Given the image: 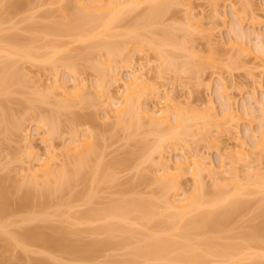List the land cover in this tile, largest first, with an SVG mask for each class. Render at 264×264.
<instances>
[{
  "label": "bare ground",
  "instance_id": "bare-ground-1",
  "mask_svg": "<svg viewBox=\"0 0 264 264\" xmlns=\"http://www.w3.org/2000/svg\"><path fill=\"white\" fill-rule=\"evenodd\" d=\"M58 1L62 5V11L71 10L69 9L71 7V0ZM76 1L77 5H75L74 9L72 8L73 11L71 10V13L65 18L55 20L51 23L35 22L32 24V27L43 34L44 38L47 36H61L69 37L70 42H86L92 40V44L86 49L69 50L68 48L62 47L65 42L62 44L63 42L57 39H47L45 41H43V39L41 40L43 43H40L42 45L36 48L33 43L41 42L38 37L27 40L19 34L8 33L6 35H1L0 94L4 93L11 95L16 92L15 90L17 88L24 86L25 74L21 72L19 66L20 60H38L39 62H44L43 64H49L52 72H57L63 67L65 70L73 72L74 75L77 76L79 74L81 76L82 70L80 69L79 60H84L85 62L90 61L89 63H91L94 57V49L104 50L106 58L102 62H99L105 70H109L111 81L117 85V87H115V92H110L105 88L106 81L103 79L104 77H102V79L98 78L96 80L98 82L96 85H89L86 78H83L84 80L82 81H77L78 78H76L71 85L57 78L51 86H48L51 92L48 91L49 93H46L52 95L55 91L60 95V99H57L56 102L58 109L74 107L82 102L86 103L92 100L94 95L104 98L103 101L105 102V107H107L105 114L106 118L108 117L109 120L111 117L115 118L113 124L117 131L131 130V134L137 135L141 128L149 123L155 127H153V134L155 135L154 140L149 141L147 138H141L138 140L135 149L125 157L115 158V160L111 162H106L100 148L101 145L92 132H87L88 134L79 136L72 127V133L75 138L71 143L65 144L62 147L55 146L54 140L56 136H59L61 133L60 112H38L36 113L37 115L29 114L23 119L17 120V118L14 119L13 116L9 114L8 107L12 100L9 98L5 101L0 100V133L3 132L8 135L11 133L12 129L20 132L24 131V140L28 141L30 134L26 135L27 129H25V122L35 120L39 127L45 128L43 139L49 141L50 145H48V147H52L45 153L40 154L30 143L26 142L28 145L25 148V154L29 158V161L30 158L33 159H31L32 161H36L35 165L33 162V166L28 164L29 166L22 169L26 174L25 177L27 176L28 179L23 185H26L27 182V186L29 185V188L26 187V189H28L24 190V192L22 189V192L25 193L22 194V198L24 197L25 201L27 200L26 204H29L28 202L33 198L37 199V203L39 201L40 206L49 205V203L56 198V195L67 192L69 195L68 201L66 200L67 198L64 199L62 197V202L58 203L52 216L68 215V218L70 217V219L74 220V223L79 224L100 223V225L97 224L99 226H95L93 232L97 235L105 233L108 235L105 240L99 238L94 239L93 242H90L87 246H83L74 245L70 240L64 238L65 236L62 237L64 239L62 241L61 237L56 238L52 233L48 231H46L47 233L44 232L45 229H42L43 227L41 226L27 228L21 232L7 230L6 227L8 225L6 224L7 221L4 219L5 216H3V214L5 213L4 209L8 206V200H10L8 198L10 195L7 188L4 189L5 186L7 187V181L4 182L5 178H3L4 180L1 178L0 238L5 234L8 236V239H4V241H9L10 238V241H14L16 245L21 246L22 249H25L26 245L28 246V241L33 240L51 250H57L64 254H71L72 256L78 255L81 256L80 258H82V256L86 258L87 256L88 258L89 256H93L90 249L94 246H109L112 248L129 247V236H133L132 233L136 231L140 239L132 246L128 253L127 260H125L126 264H129L130 261L131 263L139 261L141 264H152L156 262L160 264H163L161 262L165 264H239L242 260H251L248 264H256L255 262H257L258 258L264 256V251L262 253L251 251L252 247L264 248L259 244V235L262 233L261 231L264 230L261 224H255L251 232L244 234L245 240L239 243H220L208 233L222 226L227 219L230 220V218H233L238 212L248 206L249 202L247 200L239 198L241 196L243 197L245 192L246 195L253 194L255 191L262 192L264 196V174L260 173L255 167L252 168V166H249L248 170L251 169V172L249 171V173H247L248 175L246 176L245 182H241L239 181L241 180L239 179L240 175L237 176L239 172L237 173V170L235 171L234 169V173L233 170H231L233 175H231V173L229 174L233 176L232 178L234 181L232 178H230L231 181H228L234 182V188L229 189L227 187L231 183L226 187L229 183L226 180L228 177H225V174L229 172L227 169L224 171L221 170L220 172L212 168H207L204 157L196 149L193 154L189 155V153H186V150H188L186 147H190L191 139L195 138L202 140L204 138L203 140L206 139L207 142V138H212L210 136L216 131H220V133L231 131L230 133H232L238 127H236V125H239L241 117L236 107L237 101H235V98H233L234 96L229 92V82L225 81V77H221L220 75L221 78L219 77V79L222 85L219 84V90L222 92L220 91L221 94L219 95L220 98L222 97L224 99L222 103L224 106L222 107V112L220 111L221 113H219L215 111L216 106L212 104L213 102L211 103V101H213L212 99H210L211 101L208 103V106L205 107L194 106V104L191 106V103L187 104L188 102L186 101L185 103L187 106H183L182 104L184 103L178 100L175 101L176 98L170 97L169 94L164 95V97L161 96L160 87L154 86L150 88L145 74L139 72L141 69L138 71L131 68L133 71L129 73L127 77H123L118 71L120 70V66L113 65L115 61L123 58L127 53H130L131 44L135 42V44L139 46L136 49L140 51V53L144 48L147 50L152 49L157 52L156 54L159 55L158 57L160 59L161 66L159 68L161 72L164 71L163 69L176 72L180 70L184 72L189 71L190 74H193L195 71L194 74L197 72L199 76V72H202L203 69L199 68L201 71L198 70V66L195 67L196 69L193 68L189 61H182L179 63V55L175 54L182 49V51L185 50V52H187L186 50H192L188 55L195 56V43H191L190 39L188 41L190 46L188 43L186 45V42H181L176 36L177 34L172 32L170 26H168L170 29L167 28L168 24L165 25L166 17L172 9L180 3V0ZM0 3L1 5L4 4L3 6H6L8 11L20 5H17L18 0H12V2L11 0H0ZM144 3H146L148 7L146 11H143V14L137 16V19L135 18V21L133 20L130 24L129 21L125 22L126 13L140 7ZM8 13H10V11ZM188 14L190 15H188L189 23L192 22L190 24L188 23V26L190 29H196L195 27L197 26L198 29V25L203 23L199 21L198 17V21L195 20V15L193 17L191 16L193 12L191 14V11L188 10ZM48 15H51V13H48ZM3 17L5 18V16L0 17V25L6 21ZM194 20L198 22V25H194ZM122 27L124 28L121 30L120 28ZM202 28H204L203 25ZM197 29L194 30V32L197 31ZM210 30L211 28L208 29L209 38L206 37L209 41L214 38L213 36L215 35L212 32L213 30L215 31L216 28ZM208 31L205 29V32L203 31L205 34H202L205 36L208 34ZM252 34L248 33L247 37V34L242 32L236 35L235 38L233 37L234 39L230 38L229 47H225V49L227 48L230 50V48H236V50L239 51L238 54L251 56V61H254L253 63L255 64L253 68H251L252 70L249 73V77L254 85H262V79L264 77V34L255 33L253 34V39H251L250 36ZM215 41L216 39L214 38L212 43ZM218 42L219 40H217L216 43ZM221 42L223 45V41ZM43 48H47V50L40 51V49ZM171 50L173 51L171 52ZM130 54L129 62H132L134 61V52ZM129 66L127 67L130 68ZM161 67H163V69H161ZM143 68L144 67H142V72ZM209 83H207L208 88L212 87L211 83ZM148 89H151L149 95H147ZM41 94L45 98L42 99L41 95H39L41 97L40 100L42 99L46 102L47 95L43 92ZM88 95H92V97ZM150 95L156 98V102L158 99V102H155L156 105H152L154 107L143 101L145 96L148 97ZM33 109L34 112H37L40 108L34 106ZM245 109L247 114L251 117L249 120L250 124H253L255 117L254 109H249L247 106ZM261 110L264 118V106ZM72 115L73 121L80 123L92 122L94 117L89 116V118L87 116L84 118L75 112L72 113ZM261 127L263 128V126ZM263 129L261 133L258 134V138L255 135L257 141H254L256 139L253 140L254 146H252V148L247 147L248 142H242L240 147L241 150L236 152L239 159L252 158L254 160L256 158L255 161H257L259 160L257 157H260V159L264 158ZM153 130L151 132H153ZM181 146H185L184 148H180V150H185L184 152L182 151L185 153V160H178V162H174L175 165H173L171 164L173 162L169 152ZM232 153L230 154L235 157V153L234 155ZM134 156L142 158V160L144 159L146 162L154 161V163H158L157 169L154 170L155 176L149 178V180H153V182L157 180L158 183L161 184L163 193L159 198L129 199V197H122L118 200H112L107 204L103 203L87 210L73 211L74 207L77 206V204L75 206L73 205L75 204L74 202L81 199L83 194V189L79 187L80 185L84 186L87 181L92 183L86 197L88 201H90L97 192L96 183L99 181H113V179H116L117 171L122 170L124 167H129ZM155 156L157 157L156 161ZM184 168L185 171L187 170L186 172H190L193 178L194 189L189 195L183 194V198H175L174 201H172L168 197L169 190L177 191L179 189L177 180L178 175L174 172L175 170H184ZM204 169L208 170L211 180L217 187V191L211 193L212 196H209L208 187L201 174ZM226 170L228 172H226ZM140 177H142L141 174H139V178ZM40 179L42 180L41 182ZM145 179L147 178H143L142 180ZM221 184L225 187L221 186ZM218 185H220L222 189L219 188ZM18 189L21 190V188ZM26 204L24 202V206ZM162 207H165L169 212L165 219H157L164 215V212L161 211ZM40 214H43V212L37 214L36 212H32L29 216H26L27 218L25 220L23 219V221L26 223L34 222L35 220L38 221ZM47 217H51V215H47ZM138 221L145 222L143 225L146 227L147 231L129 229V224H136ZM149 223L153 227H150ZM180 223H182V225H179ZM145 224L149 225L146 226ZM154 227L157 228V230L159 229V231H153ZM65 229L66 228H63L62 231H65ZM168 231H172V233H168ZM116 233V236L119 235L120 238L116 239ZM88 253H91L92 256ZM129 254L132 259L129 258ZM33 259L30 260L33 264H48L46 259Z\"/></svg>",
  "mask_w": 264,
  "mask_h": 264
},
{
  "label": "rangeland",
  "instance_id": "rangeland-1",
  "mask_svg": "<svg viewBox=\"0 0 264 264\" xmlns=\"http://www.w3.org/2000/svg\"><path fill=\"white\" fill-rule=\"evenodd\" d=\"M3 5H1L0 3V17L5 16V18H3L6 21L2 23V25H0V36L4 34L6 35L8 33H13L19 34L27 40H30L33 37H38L39 41L43 39V41L47 39H57L60 42H63L62 44H64L65 42L62 47L68 48L69 50L86 49L89 45L92 44V40H88L86 42H70L69 37L47 36L46 38H44L43 34L39 33L36 28L32 27V24L35 22L51 23L55 20H61L65 18L68 14L71 13V10L73 11L75 5H77L76 0H71V7L69 8L71 10L69 11H62V5L58 0H18V6L14 8L12 7L13 9L9 10L10 13H8V8ZM146 8H148L147 4L144 3L140 7L130 11L129 13H126L125 22L129 21L130 24L131 22H133V20L135 21V18L143 14V11H146ZM188 10L191 11V14L193 12L191 16L193 17L195 15V20H197L198 17L199 21L203 23L198 25V20H194V25L197 24L199 29L198 30L197 26L195 25V28L197 29V31L195 32L194 30L196 29H190V27L188 26V15L190 14H188ZM48 13H51V15H48ZM166 18L167 19L165 21V25L168 24L167 28H169L168 26L172 28V32L177 34L176 36L181 42H186L185 44L187 45L188 43V45L190 46V43L188 41L191 39V43H195V51L193 49V51L196 52L195 56L188 55V53L192 52V50H186L187 52H185V50L182 51V49L179 52L176 51L177 53L175 54L179 55V63L182 61H189L193 68L198 66V70H200L199 68L203 69L202 72H199L200 74L202 73L201 76L200 74L198 76L197 72V75L194 74L195 71L193 74H190L189 71L184 72L180 70L176 72L168 69H163V67H161V69H163L164 71L161 72L159 68L161 66L160 59L158 57L159 55L156 54L157 52L152 49L147 50L143 47L144 49L140 53V51L136 49L139 46H137L135 42H132L130 51V53L134 52V61L129 62V56L131 54L127 53V55H125L123 58L115 61L113 65L120 66V70L118 71L123 77H127L128 74L133 71L132 69L138 71L141 69L139 72L145 74L150 88L154 86L160 87L159 89L161 90V96L164 97V95L169 94L170 97L172 96L174 99L176 98L175 101L178 100L184 103H181L183 106H187L185 103L186 101L188 102L187 104L191 103V106H193L194 104V106L205 107L208 106V103H210L211 101L210 99H212L213 101H211V103L213 102L212 104L216 106L215 111L219 113L222 112V107L224 106L222 104L224 102V99L222 97L220 98L219 95L222 92L221 90H219V84L222 85L219 77L220 75L221 77H225V81L229 82L230 84L229 92L232 96H234L233 98H235V101H237L236 107L238 110V114L241 117L239 125H236V127H238L234 131L231 129L233 131L232 133H230L231 131L228 132L224 130V132L222 133H220V131H216L215 133H212V136H210L212 138H207V142L206 139L203 140L204 138L202 140L193 138L190 140V147H186V149H188L186 150V153H189V155L193 154V152H195L194 150L196 149L204 157L207 168H212L213 170L220 172L221 170L224 171L225 169H227L229 172L226 170V172L228 173L225 174L224 172V174L226 175L224 176L229 178L226 179L227 182H229L228 184L225 180L227 184L226 187L231 183L229 185L231 187H227L229 189L234 188V180L232 178L233 176H231L233 175L231 173V170H233L234 173L236 170L237 173L239 172L237 176L240 175V178H238L241 179L239 180L241 182H245L246 176L248 175L247 173H249V171L251 172V169L248 170L249 166H252V168L255 167L260 171V173L264 174V158L260 159V157H257L259 158V160L255 161L256 158L254 160L252 158L239 159V157H237L236 155V152L241 150L240 147L242 145V142H248L247 147L252 148V146H254L253 140L256 139L254 141H257L258 134L261 133L262 129L264 128V118L262 115L263 112L261 110L264 106V77L262 79V85H254L249 77V73L252 70L251 68H253L255 64L253 63L254 61H251V56L238 54L239 51H237L236 48H230V50L232 49L231 51L227 49L230 44L229 40L231 41L233 37L235 38L236 35L241 34L242 32H245L247 34V37L248 33L264 34V0H180V3L172 9V11ZM202 25L206 29V31H208V29L210 28L211 30L216 28V30H213L212 32L215 35L213 37L216 39L214 43H212L214 39L213 37V39L210 40L211 42L206 38H209V31L208 34H206L205 36L203 35L205 34L203 33V31L205 32V29L202 28ZM123 28L124 27L120 29L122 30ZM253 34L250 36L251 39H253L254 37ZM217 40H219L218 43H216ZM43 41L35 42L33 43V45L36 48H39V45H42L40 43H43ZM221 41H223V45L225 46L222 45ZM225 47L227 48L225 49ZM46 50L47 48L40 49V51ZM94 50V57L92 58L91 63H89L90 61H87L89 63L88 64L84 60H79L82 74L81 76L78 74V77L74 75L73 72L65 70V68L63 67L60 68L57 72H52L50 70V65L43 64L44 62L42 63L38 60H20L19 66L21 68V72L25 74L24 86L17 88L15 90L16 92L12 93L11 95L1 93L0 100L5 101L8 98L12 100L11 103H9L8 107L9 114L12 115L14 119L17 118V120H21L29 114L37 115L36 113L38 112H60L61 133L59 136H56L54 140L55 146L57 145L62 147L65 144L67 145L71 143V141L75 138L72 133L73 129L79 136H83L84 134L92 132L95 134V138L101 145L100 148L103 152L102 154L104 160L106 162H111L112 160H115V158H123L128 153L132 152L135 149L139 139L147 138L149 141H153L155 136L153 134V129L155 127L147 123L139 131L141 133L138 132L139 135L131 134V130L117 131L114 128L113 124L115 118L111 117L110 120L108 119V117L106 118L105 114L107 107H105V102L103 101L104 98L97 97V95H94V97H92V95H88L93 99L89 101L86 100V103L82 102L74 107L58 109L56 102L57 99H60V95H58L54 90V92L52 91L54 94H48V91L51 92V89L49 90L48 86H51V84L57 78L58 80L60 79V81H66L69 85L74 83L76 78L79 79H77V81H82L86 78V81L89 85H96L98 83L96 80L98 78L102 79V77H104L103 79H105L106 81L105 88H107L110 92H115V87H117V85H115L111 81L109 70H105L100 65V62H102L106 58L105 52L104 50L99 49ZM172 51L173 50H171V52ZM127 66H129L130 68H128ZM141 66L144 67L143 72ZM209 82L212 86L210 88L207 87V83ZM108 83L110 88L108 86ZM42 92L47 95V97L50 96L49 98L46 97V102H44L45 100H42L45 98L42 96ZM150 93L151 89H148L147 95H149ZM39 95H41L42 97L41 100V97ZM143 101L150 106H155L158 102V99L156 102V98L150 95L148 97L145 96ZM244 104L247 106V108L254 109L255 117L253 120V124H250L249 122L251 117L247 114V111H245L246 106ZM34 106H38L40 109H38L37 112H34ZM74 112L80 114L84 118H86L87 116L94 117L92 122L80 123L73 121L72 113ZM36 123L37 122L35 120H32L31 122H25V129H27L26 135L30 134L28 141L24 140V131L20 132L12 129L11 133H9L8 135L3 132L0 133V179L2 178V180H4L3 178H5L4 182L7 181V187L4 184V189L7 188L10 195H7L9 196V198H7L10 200H8V206L6 205L7 207L6 209H4L5 215L3 214V216L6 217H4V219H6V224L8 225L6 229L15 232H21L22 230L27 228L41 226L43 227L42 229H45L44 232L48 231L52 233L53 236H56V238L61 237L62 241L64 240L62 237L65 236L64 238L70 240L74 245L87 246L88 244H90V242H93L94 239L98 238L101 240H105V238L108 237L107 233L97 235L93 232L95 226H99L100 223L79 224L74 223V220L70 219V217L68 218V215L52 216L54 209L57 207L58 203L62 202V197L64 199L67 198L66 200L68 201L69 195L67 192L56 195V198L53 199L54 202L52 200V202H50L52 204L49 203V205L47 204L40 206L39 201L37 203V199L33 198L30 199V201L28 202L29 204H26L27 200L25 201L24 197L22 198V194H25L23 193L24 190H27L29 188V185L27 186L28 182L26 183V185H23L28 179L27 176L25 177L26 174L22 169H25V167L29 165L33 166V162L34 165L36 164V161H32V158H30L29 161V158L25 154V148L28 145L27 143H30L40 154L45 153L47 150H50L52 148L51 146L48 147V145H50L49 141L43 139L45 128L39 127ZM261 126H263V128ZM152 130L153 132H151ZM255 135L257 138L255 137ZM184 147L185 146H181L178 149H173L171 150V152H169L171 160L173 162L171 164L175 165L178 160H185L186 156H184L185 153H183L185 150H180V148ZM230 153H232L233 155L235 153V157ZM228 154H230L232 157ZM257 156L260 155L258 154ZM156 158L157 157L155 156V161L157 160ZM132 159L133 161H130L131 163L129 164V167H124L122 168V170H118L119 173L116 170L117 168L115 169L117 171V174L115 177L116 179H113V181L109 180L97 182V192L96 194H94V198H91L90 201H88V198L86 197L88 195L90 187L92 186V183L90 181H87L84 186L80 185L79 187L83 189V194L81 199H79L78 201L76 200V202L73 201L75 204L71 202L74 206L77 204V206L74 207L73 211L87 210L91 207H96L103 203L107 204L112 200H118L122 197H129V199L159 198L163 193L161 184L158 183L155 178L154 179L156 180V182H153V180H149V178H153V176H155L154 170L157 169L158 163H154V161L146 162V160L137 158V156H134ZM222 165H224L225 167ZM186 171L185 168L184 170H175L174 173L178 175L177 180L179 189L177 190L178 192L176 190H169L168 197L170 198V200L174 201L175 198H183V194L189 195L194 189L193 178L190 172L188 173ZM229 173H231V175ZM139 174H141L143 178L147 179L142 180V177H140L142 178L140 179ZM201 174L205 184L208 187L209 196H212L211 193L217 191V187L211 180L210 174L208 173L207 169H204ZM230 178H232V182H230ZM41 181L42 180L40 179V182ZM218 186L219 188H221L220 185ZM221 186L223 185L221 184ZM26 187L28 188L26 189ZM18 188H21V190H19ZM245 193L243 197L241 196L239 198L247 200L249 202L248 206L238 212L237 215H235L233 218H230V220L227 219L222 224V226L208 233L216 241L220 243H239L245 240L244 234H248L249 232H251V229L255 224H261V226H263L262 229H264L263 193L256 191L253 194L246 195ZM23 201L26 204L25 206ZM161 211L164 212V215L158 217L157 219H165L169 212L165 207H162ZM32 212H36V214L39 212H43V214L39 215L40 218H38V221L35 220L34 222L30 223L24 222L23 219L25 220L27 218L26 216H29V214ZM47 215H51V217H47ZM143 223L145 222L138 221V223L136 224H129V229L138 231L144 230L145 232L146 227L143 225ZM149 224L145 225L147 226ZM179 225H182V223H180ZM150 227L153 226L150 224ZM63 228H66L65 231H62ZM154 230L156 231L157 228L154 227L153 231ZM157 231H159V229ZM261 232L262 233H260L259 235V244L264 247V230H262ZM168 233H172V231H168ZM116 235L117 233L115 234V236ZM132 235L133 236H129V247L124 246L122 248H112L109 246H94L90 249L91 253H93V256L91 253H88L92 257L89 256L87 258L86 256V258H84L85 256H82V258H80L81 256L78 255L72 256L71 254H64L57 250L48 249L33 240L28 241L29 244L28 246L26 245L27 249L25 248V250L24 248L22 249L21 246L16 245L14 241H10V238L9 241H4V239H8V236L4 234L1 236L2 239L0 238V264H33L30 261L33 258V260L46 259L48 264H126L125 260H127L126 258L128 257V253L130 252L132 246L136 244V242H138V240L140 239L136 231H134ZM117 238H120L119 235L116 236V239ZM251 251H258L259 253H262L264 251V248L260 249L259 247H252ZM130 256L131 255L129 254V258ZM130 259H132V257ZM249 261L242 260L241 262H239V264H248ZM138 262L131 263L130 261L129 264H141V262ZM161 263L165 264L164 262ZM255 263L264 264V256H260ZM152 264L160 263L156 262Z\"/></svg>",
  "mask_w": 264,
  "mask_h": 264
}]
</instances>
